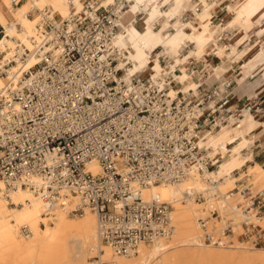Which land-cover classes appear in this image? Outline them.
<instances>
[{
  "label": "built area",
  "instance_id": "obj_1",
  "mask_svg": "<svg viewBox=\"0 0 264 264\" xmlns=\"http://www.w3.org/2000/svg\"><path fill=\"white\" fill-rule=\"evenodd\" d=\"M132 2L70 0L66 19L44 15L33 53L18 39L12 47L0 44L1 76L9 77L31 55L38 60L0 88V182L8 189L39 193L48 210H68L71 198H77L71 214L92 209L103 242L125 255L173 232L171 205L144 199L142 190L217 168L222 154L210 157L200 143L233 118L237 124L244 111L260 110L256 103L235 106L231 79L207 88L214 71L201 76L195 61L189 71L199 95L173 98L170 90L177 82L142 72L125 81L112 42ZM92 162L99 163L102 173L88 170ZM233 191L242 196L238 208L246 216L238 239L264 248V229L250 220L264 217V190L254 192L245 176ZM211 215L219 217L216 210ZM209 221L199 219L203 243L232 245L226 238L235 235L233 222L220 237L209 232Z\"/></svg>",
  "mask_w": 264,
  "mask_h": 264
},
{
  "label": "bare ground",
  "instance_id": "obj_2",
  "mask_svg": "<svg viewBox=\"0 0 264 264\" xmlns=\"http://www.w3.org/2000/svg\"><path fill=\"white\" fill-rule=\"evenodd\" d=\"M24 1L15 6L14 0H0V20L5 32V37H0V44L12 47L18 39L33 53L34 38L38 36L44 15L48 13L51 17L66 19L71 13L70 0ZM192 1L133 0L112 42V47L120 54L119 66L124 70L125 81L129 82L132 76L144 71L154 80H179L182 87L170 90L173 98L178 97V93L184 97L194 95L199 89L193 75L186 71L190 58L180 54L187 41L195 45L192 52L198 55L212 45L218 59H228L213 66L214 76L227 71L228 62L237 61L236 47L228 52L229 45L220 44L223 38L217 37L220 23L214 22L211 12L215 2L199 0L198 7ZM230 1L227 9L235 14L233 23L244 31L260 23L263 25L260 33L264 32V0ZM170 3L173 6L164 9ZM190 8L197 22L186 31L189 24L183 22L181 16ZM139 10H144L140 18L136 16ZM157 23L161 27L158 31L155 28ZM169 28L171 31L164 33ZM254 43L257 50L248 64H242L241 78L251 65L264 60V41L260 39ZM161 48L171 56L170 68L161 64L157 52ZM37 62V57L31 55L25 63L15 65L9 77L0 75V88L11 76H20ZM231 122L200 143L208 149L210 157L222 154L217 168L194 173L178 183L153 184L142 190L144 199H158L171 205L169 218L173 232L168 238L140 244L130 255L118 254L103 242L98 215L92 209L86 208L82 214H71V209L79 202L77 198H71L68 210H48L39 193L30 188L8 189L0 182V264H264V248L237 240L246 216L238 208L243 201L242 196L233 191L236 182L245 176L249 177L251 189L264 190V165L257 163L244 169L253 160L251 147L254 139L248 134L260 122L250 110L243 112L238 125L234 124V118ZM88 170L95 175L102 173L98 162L89 163ZM199 194L204 196V200L198 201ZM214 210L219 217H212ZM70 215L77 218H69ZM201 217L209 218V232L220 237L232 221L236 234V237L231 236L234 244L205 245V233L199 222ZM250 220L264 229V217ZM90 259L96 261L91 262Z\"/></svg>",
  "mask_w": 264,
  "mask_h": 264
},
{
  "label": "crops",
  "instance_id": "obj_3",
  "mask_svg": "<svg viewBox=\"0 0 264 264\" xmlns=\"http://www.w3.org/2000/svg\"><path fill=\"white\" fill-rule=\"evenodd\" d=\"M199 0H196L195 3L199 5ZM209 2H215V6L212 8V16L214 18V21L216 20H223L226 17H230L225 23H220L218 27V35H221L224 33V36L226 33L234 34V32L239 31L237 34H235L234 37H239L233 42V43H227L229 45L227 47L228 52H232V47H236L237 54L243 53L244 55L248 54L249 52V44L253 42V37H258V39H261L264 41V32L260 33L263 29L262 24H257L251 29H248L246 31L242 30L241 26L237 23H233L235 20V14H232L227 9V6L231 3L230 0H209ZM2 21L0 20V37L2 36ZM254 33V35H252ZM228 34L227 36H229ZM246 37L245 41L240 42V40ZM233 40V38H231ZM258 41V40H256ZM255 42V41H254ZM225 43V42H224ZM221 44V43H220ZM215 54V53H213ZM216 55V54H215ZM214 61H218L221 59H218L217 57ZM191 60V58H190ZM198 61V60H197ZM224 61L221 60L222 64ZM248 64L249 63V57L245 58L244 60L238 59L236 62L227 64V71L221 72L218 74V77L215 76L208 82L207 88H212L215 85L219 83L220 80H227L231 79L233 80L235 85V94L237 98L234 100V104L236 107L242 108L247 103H252L258 106L260 109L259 112L254 113L257 120L260 122L258 127L253 129L249 134V138L254 139V143L251 147V151L253 153V160L249 161V165L253 166L257 163L264 165V62L260 61L256 65H251V67L248 68L247 73L243 75L241 78V74L243 72L242 64ZM191 64V61L189 62V65ZM219 64V65H220ZM215 62H213V65H209L206 70V72L210 73V68L212 69L213 66H216ZM237 66V68H236ZM189 67V66H188ZM203 67H207V65L204 63ZM189 71V68H188ZM241 78V79H240ZM240 79V80H239ZM263 119V120H259Z\"/></svg>",
  "mask_w": 264,
  "mask_h": 264
},
{
  "label": "rangeland",
  "instance_id": "obj_4",
  "mask_svg": "<svg viewBox=\"0 0 264 264\" xmlns=\"http://www.w3.org/2000/svg\"><path fill=\"white\" fill-rule=\"evenodd\" d=\"M195 1L196 0H193L192 2H193V4H194V6H198V4H196L195 3ZM23 2H25V1H23ZM170 6H173L172 5V3H170V4H168V5H166V6H164V9H167L168 7H170ZM199 7V6H198ZM142 13H144V10L142 11ZM34 14L32 13L31 14V17L33 16ZM137 17H138V15H136ZM143 16V15H142ZM141 16V17H142ZM194 13L191 11V8L190 9H188V10H186L183 14H182V16H181V19H182V21L183 22H185V23H188L189 25L188 26H186L185 27V30L186 31H189V28H190V26L191 25H193V24H195L196 22H197V20L194 18ZM57 20H59V17L58 16H56L55 17ZM138 18H140V17H138ZM230 17H226V18H224L223 20H216V21H214L215 23H225L228 19H229ZM155 28H156V30L158 31V30H160L161 29V27H160V24L159 23H157L156 25H155ZM167 31H171V28H169V29H167V30H165L164 31V33H166ZM239 31H236V32H234V34H231V33H226V35L224 36V33L223 34H221V35H218L217 34V37L218 38H223V40H221L220 41V43L222 44V45H225V44H229V43H233L238 37H239V35L237 36V37H234L235 36V34H237ZM228 34H230L229 36H227ZM252 35H254V33L252 34ZM231 38H233V40H231ZM252 40H253V42L252 43H250L249 44V52H248V54H246V55H244L243 53H239L238 54V58L242 61V60H244L245 58H247V57H249V61H250V57H252L253 56V54L256 52V50H257V48L256 47H254V41H256V40H258V41H260V39H258V37H253L252 38ZM225 42V43H224ZM195 47V45L194 44H191L190 42H186L183 46H182V48L180 49V54H182V55H186V56H188L189 58H191V60H189V62L190 61H195V64H197V66H198V68H199V71H201L200 72V75L202 76L207 70V68L208 67H210L209 65H213V62H215V64H217V65H219L220 63H221V60L222 61H228V59H225L224 57L223 58H221V60H218V61H214L216 58H214V57H211V56H209L210 54L211 55H213V53H214V49H215V46H212V45H210L208 48H207V50H206V52H202L201 54H196V53H194V52H192V49ZM251 49V50H250ZM157 52H159V54H160V60H161V64L164 66V67H169L170 68V66H171V61H172V59H171V56H169V55H167L166 54V52H163V49L161 48V49H159ZM238 58H237V60H238ZM198 60V61H197ZM235 60H236V56H235ZM260 61H263L264 62V60L263 59H260V60H258L257 62H255L253 65H256L258 62H260ZM189 62H188V64H186V71L188 72V73H190V71H188V66H189ZM233 61H230V63H232ZM204 63L207 65V67H206V69H203V66H204ZM252 65V66H253ZM236 68H237V66H236ZM211 69V68H210ZM168 70H170V69H168ZM212 70H213V68H212ZM212 70H211V72H212ZM209 73V72H208ZM142 74L144 75V76H146V77H148V75H149V73L147 72H144V71H142ZM171 77V76H170ZM200 77V76H199ZM216 78L218 77V76H215ZM174 78V77H173ZM174 79H176V78H174ZM195 81V80H194ZM174 82H177L179 85L175 88V89H180L182 86L180 85V83H179V80H177L176 79V81H174ZM174 82H173V84H174ZM196 83H197V81H195ZM198 85V84H197ZM191 93H194L193 91L191 92ZM200 94V92H199V90H197L195 93H194V95H199ZM252 114H254L253 112H251ZM259 120H263V119H259ZM231 122V121H230ZM232 123V122H231ZM235 124V123H234ZM228 125V124H227ZM235 125H238V124H235ZM229 147L230 148H233V145H229ZM247 151H245V153H246ZM228 158V156L226 157V159ZM251 165H247L246 167H244V169H247L248 167H250ZM249 185H250V182H249ZM229 190H231V189H229ZM228 190V191H229ZM253 190V189H252ZM254 192H257V190H253ZM242 202V201H241ZM172 208V207H171ZM212 214V213H211ZM69 218H77V216H74V215H70V217ZM260 227V226H259ZM261 228V227H260ZM213 232L215 231L214 229L212 230ZM239 233V235L240 234H242L243 233V226H242V229H241V231H239L238 232ZM234 237H236V234L234 235ZM229 239H231L232 240V238L230 237V238H228V240ZM237 240H239L238 239V236H237ZM239 241H241V242H245L244 241V239H241L240 238V240ZM233 244H234V242H233ZM245 244H247V243H245ZM257 248H262V247H257ZM90 261L91 262H94V261H96V259H90Z\"/></svg>",
  "mask_w": 264,
  "mask_h": 264
}]
</instances>
